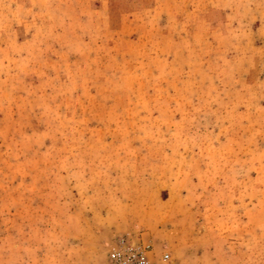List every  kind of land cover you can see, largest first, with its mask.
Segmentation results:
<instances>
[{"label":"rangeland","instance_id":"obj_1","mask_svg":"<svg viewBox=\"0 0 264 264\" xmlns=\"http://www.w3.org/2000/svg\"><path fill=\"white\" fill-rule=\"evenodd\" d=\"M264 264V0H0V264Z\"/></svg>","mask_w":264,"mask_h":264},{"label":"built area","instance_id":"obj_2","mask_svg":"<svg viewBox=\"0 0 264 264\" xmlns=\"http://www.w3.org/2000/svg\"><path fill=\"white\" fill-rule=\"evenodd\" d=\"M171 261L168 251L162 253L159 261L154 259L153 245L142 239H121L109 255L108 264H161Z\"/></svg>","mask_w":264,"mask_h":264}]
</instances>
